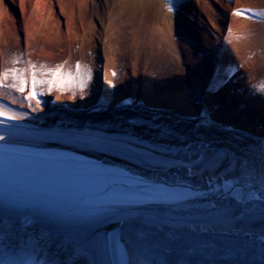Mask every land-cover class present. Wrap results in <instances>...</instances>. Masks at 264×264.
Segmentation results:
<instances>
[{"label":"bare ground","instance_id":"bare-ground-1","mask_svg":"<svg viewBox=\"0 0 264 264\" xmlns=\"http://www.w3.org/2000/svg\"><path fill=\"white\" fill-rule=\"evenodd\" d=\"M122 35L134 56L115 89L107 81L118 59L107 48ZM96 38L101 90L89 105L71 95L43 107L0 88V104L22 117L0 118V143L59 149L65 164L157 204L79 199L50 215L0 202V264H264V99L254 95L264 83V0H0L2 71L5 46L24 47L26 70L36 56L55 58L58 44L70 52L62 72L80 76L76 47L85 56ZM40 39L52 49L35 51ZM145 44L177 50L190 88L161 90L140 59ZM247 103L257 121L246 120Z\"/></svg>","mask_w":264,"mask_h":264},{"label":"rangeland","instance_id":"rangeland-1","mask_svg":"<svg viewBox=\"0 0 264 264\" xmlns=\"http://www.w3.org/2000/svg\"><path fill=\"white\" fill-rule=\"evenodd\" d=\"M150 33V32H149ZM152 34V33H151ZM150 34V36H151ZM154 34V33H153ZM152 37V36H151ZM155 39V38H154ZM109 43L110 46L112 45V49L108 46V52L113 53L118 61L117 66L113 69L115 72V79H114V87L115 89H119L122 87V75L128 70L130 66V60L133 58L134 52V42L130 35L128 36H121L120 40L112 38ZM102 42L98 38L94 39L91 42V48L93 51L86 53L85 56H82V51L80 46L76 47V59H81L83 61V66L80 69L79 75L75 74V70L73 71L74 75L78 77H89L90 79H86L87 86L83 89L79 88L76 83L72 84H60L59 82L54 84H49L48 81L53 79L52 72L48 71L49 69H56L60 67L62 70L64 68V62L66 58L70 56L69 50L62 51L60 45H55L53 47V52L55 58L47 57H38L36 56L33 59L32 65L35 66V72L39 79L44 80L45 83L37 85L38 89L40 90L39 100L43 107H48L52 101L55 99L58 102L63 103L64 105H68L70 103V96L73 95L81 101L82 103L88 106L89 99L91 97H96L97 92L101 90V86L98 84L96 80L97 74L99 73V69L101 68V58L100 55L104 53V49L102 48ZM35 51L42 49L43 46L50 48V44H47L46 41L43 39L38 40L35 44ZM154 48V47H153ZM152 48V49H153ZM158 48V47H156ZM150 45H146L141 50V57L140 59L149 61V67L153 69L157 77V85L161 90H171L174 87L177 88H190V80L182 81L181 79V57L180 53L175 50L173 47L168 49H164L159 51V49L152 50ZM102 51V52H101ZM5 54V67L2 71L0 68V75L3 73H10L11 69H18L25 75V54H24V47L22 45L15 46V44L5 46L4 50ZM152 52V53H151ZM183 52V51H182ZM150 54V55H149ZM184 56V52H183ZM84 59V60H83ZM76 69V67L74 68ZM71 72L70 69H66L64 73ZM5 85H10L13 83L18 84L19 81L15 79L11 74L7 78L4 79ZM260 85V84H259ZM258 84L255 87L254 95H258L257 103L264 99V92H261L258 88ZM8 89L14 90L19 92L15 88L6 87ZM29 88L31 85L29 84ZM237 93H241L243 91L242 88L236 89ZM261 94V95H259ZM89 96V97H88ZM89 99H88V98ZM89 101V102H88ZM246 107L245 111H248L246 116V120L248 122L257 121V111H256V104L247 103L244 105Z\"/></svg>","mask_w":264,"mask_h":264},{"label":"snow or ice","instance_id":"snow-or-ice-1","mask_svg":"<svg viewBox=\"0 0 264 264\" xmlns=\"http://www.w3.org/2000/svg\"><path fill=\"white\" fill-rule=\"evenodd\" d=\"M169 10L171 11L172 8H169ZM244 11H245L244 9H236L234 14L237 16H242L244 14ZM248 11L251 10L249 9ZM75 67L77 73H79L81 65L77 62ZM25 71L30 73V83H31L30 89H29V76L24 75L18 69H11L10 73H3L2 75H0V88H4V87L15 88L22 94L27 93V95L24 97L27 101L31 102L35 100L36 103L39 104L40 103L39 96L41 93L37 85L43 84L45 83V81L37 77L34 65H30L29 68L26 69ZM48 71L52 72L53 75V79L48 81L49 84H54L57 82H59L60 84L76 83L79 88L83 89L87 86L86 79H90V76L85 78V77H78L77 75H74L71 72L63 73L60 67H57L56 69H49ZM9 74H11L15 79H17L19 83L5 85L4 79L7 78ZM113 75H115V72H113ZM107 82L109 85L113 87L115 86L112 83V81L109 80ZM258 88L261 92H264V83H261L258 86ZM0 118H5L7 120L15 121L21 119L22 117L13 110L6 108L3 104H0ZM2 139H4V137L0 136V140Z\"/></svg>","mask_w":264,"mask_h":264}]
</instances>
